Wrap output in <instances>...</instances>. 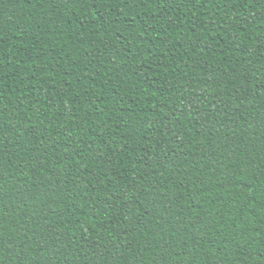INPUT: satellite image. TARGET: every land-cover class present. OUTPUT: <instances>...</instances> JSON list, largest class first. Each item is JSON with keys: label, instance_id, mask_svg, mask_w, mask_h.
I'll list each match as a JSON object with an SVG mask.
<instances>
[{"label": "trees", "instance_id": "16d2710c", "mask_svg": "<svg viewBox=\"0 0 264 264\" xmlns=\"http://www.w3.org/2000/svg\"><path fill=\"white\" fill-rule=\"evenodd\" d=\"M0 264H264V0H0Z\"/></svg>", "mask_w": 264, "mask_h": 264}]
</instances>
